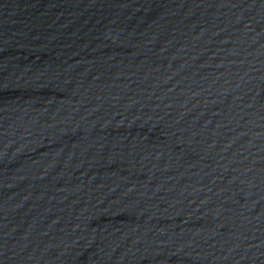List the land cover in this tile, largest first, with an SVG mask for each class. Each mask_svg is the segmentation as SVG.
I'll return each instance as SVG.
<instances>
[{
  "label": "water",
  "instance_id": "95a60500",
  "mask_svg": "<svg viewBox=\"0 0 264 264\" xmlns=\"http://www.w3.org/2000/svg\"><path fill=\"white\" fill-rule=\"evenodd\" d=\"M0 264H264V0H0Z\"/></svg>",
  "mask_w": 264,
  "mask_h": 264
}]
</instances>
